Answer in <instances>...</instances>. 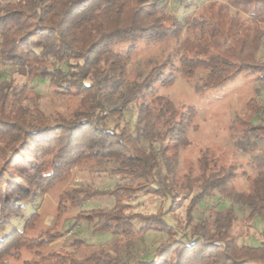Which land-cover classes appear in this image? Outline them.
Instances as JSON below:
<instances>
[{
	"label": "trees",
	"instance_id": "trees-1",
	"mask_svg": "<svg viewBox=\"0 0 264 264\" xmlns=\"http://www.w3.org/2000/svg\"><path fill=\"white\" fill-rule=\"evenodd\" d=\"M178 1L185 9H201L178 17L165 0H0V63L16 66L29 80L48 79L56 94L80 96L69 116H52L22 103L25 83L0 84V264H264V231L258 245L239 244L231 233L234 205L246 208L249 222L264 219V105L250 97L247 111L228 126L232 145L248 153L255 172L244 192L230 183L238 175L249 178L246 171L220 163L208 147L199 148L196 168L189 165L179 174V152L198 129V109L177 105L164 93L180 78L197 93L249 74L264 87V60L257 57L264 42V0L199 6ZM183 32L189 35L181 38ZM169 39L176 45L168 54L149 58L148 67L129 76L140 46ZM129 107L135 110L131 129L118 120L109 125ZM86 162L105 164L113 185L62 191L54 224L31 234L41 220L36 201ZM214 190L230 204L195 220L198 203ZM189 193L187 231L180 237L164 219L166 211H126L128 201L155 194L169 198L170 212L177 197ZM104 195L113 198L110 207L79 210L73 218L95 216L92 230L109 233L114 252L100 245L77 256L75 250L86 244L78 237L69 242L73 250L53 248L64 234L57 227L61 216ZM27 204L34 208L25 214ZM151 230L166 234L151 258L129 261L117 252L122 239Z\"/></svg>",
	"mask_w": 264,
	"mask_h": 264
},
{
	"label": "rangeland",
	"instance_id": "rangeland-1",
	"mask_svg": "<svg viewBox=\"0 0 264 264\" xmlns=\"http://www.w3.org/2000/svg\"><path fill=\"white\" fill-rule=\"evenodd\" d=\"M201 5L208 1L225 0H195ZM167 9L170 13L182 17L185 13H198L201 9L195 5L185 9L179 5L178 0H165ZM196 4V5H197ZM187 32H183L181 38ZM252 34L250 28L249 35ZM175 40L169 39L163 43H152L149 45L140 46V50L133 58V62L129 68V76L141 68H146L149 65V58L153 60L161 59L175 47ZM257 57L264 60V42L260 47ZM201 73V72H200ZM3 81H12L13 83H25L28 87L26 98L22 103L39 108L44 114L52 116L62 115L69 116L73 109L79 104V95H59L53 91V86H49L48 79L36 77L32 80L21 76L18 73L16 66L11 64L0 63V84ZM261 83L255 80L254 74L243 75L234 82L225 85L221 89L205 90L202 93L195 92L189 85L188 81L180 78L176 83L164 90L173 101L177 104H194L198 109L196 123L198 129L189 132L191 143L180 149L179 152V174L185 173L189 165L196 168V158L199 148L208 147L211 154L220 158V163H233L237 167V171H246L247 176L238 175V177L230 183L237 191L247 192L251 188V178L254 175V169L248 163V153H243L240 149L232 145V130L228 128L235 115H241L246 112L245 102L250 97H256L260 105H264V87ZM257 89V90H256ZM12 110V109H11ZM135 119V110L129 107L123 112L119 118H113L109 125L118 120L121 124L126 125L131 129ZM239 131L241 125L238 124ZM0 158V164H1ZM105 164H96L94 162H86L80 167L73 168L70 177L57 184L49 190L45 195L41 196L36 201V208L40 211L41 220L36 225V229L31 232L35 234L38 229L46 225H53L55 222L56 205L58 195L72 187H97L109 188L113 185L115 179L110 177L104 171ZM192 193L186 194L183 197H177L178 204L174 210L167 211L169 206V198L162 195L147 194L142 195L136 200L129 202L126 211L153 213L157 210L166 211L163 215L164 219L172 225L177 236L180 237L187 231L185 226L186 207L189 204ZM113 204V198L109 196H98L85 201L78 207H74L64 213L58 223V229L63 231L62 237L58 238L53 244V248L64 247L73 250L69 242L73 237L84 239L86 244L75 250L77 256H83L86 253L96 249L100 245H104L107 250L114 252L111 235L107 232H94L92 225L95 222V216L89 215L81 219H74L73 215L79 210L92 209L96 207H110ZM230 204V200L222 193L214 190L213 193L204 198L198 203L194 211V218L198 220L202 215H208L215 210H221ZM236 209V220L234 221L231 233L236 238L239 244L258 245L263 240L261 232L264 231V219L255 216L250 222L245 219L247 210L241 205H234ZM34 208V205L27 204L24 213H29ZM66 219V220H65ZM13 224L21 227L22 221L14 219ZM68 224H72V228L67 230ZM166 238V234L158 231H148L142 235L135 234L129 240L124 238L121 240L117 252L129 261H134L136 258H151L152 252L158 244ZM130 243V246H127ZM31 254L23 253L22 258H29Z\"/></svg>",
	"mask_w": 264,
	"mask_h": 264
}]
</instances>
